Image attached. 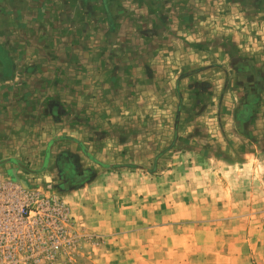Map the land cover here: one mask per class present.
<instances>
[{"label": "rangeland", "instance_id": "374dc122", "mask_svg": "<svg viewBox=\"0 0 264 264\" xmlns=\"http://www.w3.org/2000/svg\"><path fill=\"white\" fill-rule=\"evenodd\" d=\"M0 264H264V0H0Z\"/></svg>", "mask_w": 264, "mask_h": 264}, {"label": "built area", "instance_id": "2783aa9c", "mask_svg": "<svg viewBox=\"0 0 264 264\" xmlns=\"http://www.w3.org/2000/svg\"><path fill=\"white\" fill-rule=\"evenodd\" d=\"M18 205H19V204H18ZM14 207H16V206L14 205ZM25 213H27V211L24 210V207H22V206L19 205V209H18L17 215H18V216H24ZM20 218H21V217H20ZM23 220H25L24 217H23Z\"/></svg>", "mask_w": 264, "mask_h": 264}]
</instances>
